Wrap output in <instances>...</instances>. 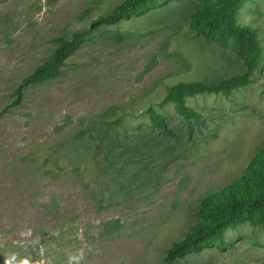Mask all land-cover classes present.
Wrapping results in <instances>:
<instances>
[{"label": "rangeland", "instance_id": "obj_1", "mask_svg": "<svg viewBox=\"0 0 264 264\" xmlns=\"http://www.w3.org/2000/svg\"><path fill=\"white\" fill-rule=\"evenodd\" d=\"M124 0H0V235L41 246L51 264H162L197 220L200 201L245 173L264 148V0L237 15L256 31L260 66L229 98L200 95L193 131L166 88L239 75L229 49L189 27L198 0H164L117 25L93 26ZM81 34L61 75L23 90L57 40ZM174 137L152 129L148 110ZM231 248L175 264H264V230L226 232Z\"/></svg>", "mask_w": 264, "mask_h": 264}, {"label": "trees", "instance_id": "obj_2", "mask_svg": "<svg viewBox=\"0 0 264 264\" xmlns=\"http://www.w3.org/2000/svg\"><path fill=\"white\" fill-rule=\"evenodd\" d=\"M164 0H124L107 16L99 17L93 26L117 25L120 21L141 17L159 8ZM245 0H198L189 19L196 37L223 49H229L243 66V73L196 82H179L166 88L163 104H172L192 133V124L204 126V116L187 105V99L200 95H222L229 98L238 89L249 85L260 66L262 50L255 30L242 27L237 15ZM81 34L72 40L60 38L50 57L25 77L16 90L20 103L23 90L54 80L61 75L66 61L81 47ZM150 125L158 135L170 138L176 134L165 120L148 110ZM249 224L264 230V148H258L245 173L223 189L206 195L197 209V220L185 237L167 250L162 264H175L206 250L224 253L232 246L226 240L228 230ZM41 246L29 247L10 243L0 235V264H51L52 248L47 235L39 234Z\"/></svg>", "mask_w": 264, "mask_h": 264}]
</instances>
